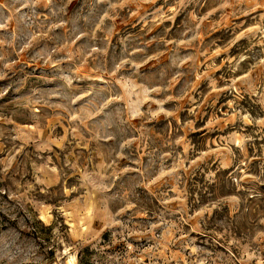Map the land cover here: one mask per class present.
<instances>
[{
    "label": "rangeland",
    "instance_id": "374dc122",
    "mask_svg": "<svg viewBox=\"0 0 264 264\" xmlns=\"http://www.w3.org/2000/svg\"><path fill=\"white\" fill-rule=\"evenodd\" d=\"M0 264H264V0H0Z\"/></svg>",
    "mask_w": 264,
    "mask_h": 264
}]
</instances>
